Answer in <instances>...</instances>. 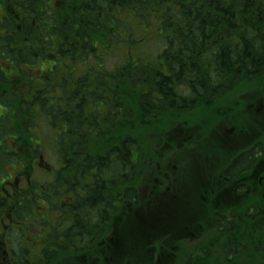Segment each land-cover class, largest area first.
<instances>
[{
    "label": "trees",
    "instance_id": "1",
    "mask_svg": "<svg viewBox=\"0 0 264 264\" xmlns=\"http://www.w3.org/2000/svg\"><path fill=\"white\" fill-rule=\"evenodd\" d=\"M11 3L19 18L12 15L15 36L3 41L5 31L2 33L0 29V59L10 60L18 75L13 76L10 84L9 114L3 122L5 132L17 135V129L20 130L16 139L22 150L35 154L38 149L35 144L31 146L32 141L44 137L39 134L36 139L32 135L33 126L38 123L44 129L46 146L53 151L49 153H53L57 167L62 162L82 180L90 173L92 180H84L80 186H84L85 192L89 182V204L98 210H112L111 202L117 193L123 195L125 205L131 204L132 188H138V202L144 204L139 213L153 220L154 234L161 237L155 247L161 255L155 264H166L164 234L168 230L164 229L168 221L179 224L183 218L191 220L188 231L193 234L202 227L203 254L198 253L201 259L192 260L198 250L188 245L182 248L181 257L173 258L170 264L185 258L190 264H264V206L262 211H255V218L246 217L245 210L236 211L235 221L230 223L224 210L167 208L164 197L152 195L150 189L156 176L168 172L173 165L178 167L182 157L196 154L192 153L195 147L209 139V128L212 132L217 128L218 134L221 131L218 128L231 117L247 123L255 121L236 107L254 103L252 98L260 99L261 105L264 102V0H22L21 3L11 0ZM136 30L148 32V36L158 40L161 51L154 58L138 54L135 48L141 43L138 40H121L127 33L134 38ZM26 41L27 46L23 47ZM51 44V52L46 53ZM119 45L132 50L131 58L134 57L113 71L106 70L98 57H105L107 50L109 54ZM154 45L157 46L156 42ZM91 58L98 59L99 67L88 68L80 75L69 73L72 78L57 68L61 82L44 79L37 87L31 81L30 87H22L26 92L18 91L20 83L29 86L25 79L29 73L23 69L33 63L56 59V64L77 61L86 65ZM1 62L0 90H4L9 87ZM103 74L129 76L139 89L129 86L124 78L122 93L109 95L105 89L93 88L87 82L91 75ZM152 90L156 93H151ZM0 103H6L1 93ZM185 122L186 131H173L178 123ZM53 129L59 131V136H53ZM0 133L4 147L5 133L1 130ZM175 133L182 136L173 138ZM53 142L58 143V148L52 147ZM6 151L1 153L4 157ZM97 172H101L98 181L94 178ZM137 178L139 184L135 183ZM129 229L135 230L132 226ZM245 244L252 247L250 256ZM142 255L143 264L152 263L149 250Z\"/></svg>",
    "mask_w": 264,
    "mask_h": 264
},
{
    "label": "flooded vegetation",
    "instance_id": "2",
    "mask_svg": "<svg viewBox=\"0 0 264 264\" xmlns=\"http://www.w3.org/2000/svg\"><path fill=\"white\" fill-rule=\"evenodd\" d=\"M15 1L21 3L22 0ZM12 6L11 0H0V29L2 33L5 31L3 41L15 36L12 32V15L19 18V14L13 11ZM26 46L27 41L23 44V47ZM3 60L4 58L1 62L0 59V62L6 72V86L9 88L0 90L1 96L6 100L5 104L0 103V130L5 133L4 147L0 140V264H143L145 256L140 254L147 250L153 255V261L149 264H155V260H159L161 255L155 248L159 244L157 239L161 237L154 234L153 220L146 219L139 213L144 204L138 202V188H132L131 204L125 205L123 195L117 193L111 202L112 210H98L89 204V182L85 186V192L84 186H80L81 183L84 184V180L89 179L90 173L82 180L75 177L71 170H67L62 162L58 167L56 162L55 168L46 164L48 152L52 150L46 146L42 126L38 123L33 126L32 135L36 139L39 134H44L43 138L31 142V146L35 144L38 148L34 151L35 154L24 152L19 146L20 142L16 139L20 134L19 129V133L16 131L17 135L15 132H5L3 119L9 114L10 84L18 72L16 69L12 70L11 63L8 62L10 60ZM54 60L56 59L42 61H51L57 68L58 64ZM124 78L129 86L139 89V85L129 76L91 75L87 82L93 88L105 89L109 95H117L125 87ZM38 81H41L40 85L43 83V80ZM150 92L156 93L155 90ZM252 99L254 103L243 100L244 104L249 105L236 108L255 121L251 119L247 123L246 120L242 119L245 121L243 122L238 117H231L226 125L218 128L221 130L218 134L217 128L213 132L209 128L207 134L210 137L202 147H195L192 153L196 154L182 157L178 167L173 165L171 171L161 173L153 179L150 183L151 194L162 195L165 206L171 209L227 211L228 214L224 216L230 223L235 221L233 214L239 210H245L246 217L255 218V211H262L264 206V102L261 105L260 99ZM113 107L114 112L120 115L121 112ZM250 111L253 113L247 114ZM258 119L262 122L258 123ZM237 120H241V123H237ZM178 124L172 128L173 131H186L184 127H188L187 122ZM51 133L54 137L60 134L56 129ZM181 136L182 133L173 138L179 139ZM72 142L76 143V140L72 139ZM52 147L58 148V143L53 142ZM6 149L4 157L1 153ZM258 161L260 162L256 165L255 162ZM99 175L101 172L94 173L97 181ZM135 181L139 184L138 178ZM102 212L105 214L99 219ZM189 222L191 220L188 218L181 219L179 224H173L171 219L168 221L164 229L168 230L164 234L166 264H170L173 258L177 260L181 257L182 248H187L188 245L198 250L197 256H192V260L196 257L201 259L198 253L203 254L205 235H202L201 226L197 233L188 231ZM131 226L135 230H130ZM29 227L31 230L38 228L42 235L47 233L36 256L32 255L29 247L34 238L28 234L31 232ZM174 229L175 233L172 234L171 230ZM245 248L249 255L252 247L245 244ZM176 264L190 263L185 258Z\"/></svg>",
    "mask_w": 264,
    "mask_h": 264
},
{
    "label": "rangeland",
    "instance_id": "3",
    "mask_svg": "<svg viewBox=\"0 0 264 264\" xmlns=\"http://www.w3.org/2000/svg\"><path fill=\"white\" fill-rule=\"evenodd\" d=\"M121 21H122V23H126L125 20L124 21L121 20ZM126 26L129 27L128 24ZM134 26L137 27V25H134ZM147 34H148V32L144 33L143 31L136 30V32H134V35H135L134 38L132 37L131 33H127L126 36L121 37V40L129 41V42L130 41L133 42V40H138L137 42H141L140 44H138L135 47L138 51V54L139 55L146 54L145 56H150V57L154 58L153 56H156V54L159 53L161 51V49L159 48L160 46H159L158 40H156V39L153 40L154 37L148 36ZM140 39H142L143 41H141ZM155 42H156L157 46L154 45ZM151 43H154V44L151 45ZM98 45L99 44H97V46ZM52 48H53V44H51L47 49H45V52L50 53ZM104 54H105V57H98V58L102 59V64H104L103 67L106 70H110V71L117 69V67L124 64L125 61H127L128 59L132 60V58L134 57V56H132V58H131V55L133 54L132 50H130L127 47L121 46V45L116 46L114 51H112L111 53L108 54V50H107V52H105ZM50 62L51 61H39L36 64H34V63L31 64L30 67H28V69H27V71H29V75H25L26 83L29 86L22 85L20 83L19 84L20 88L18 91H21V90L25 91V89L22 87H30L33 84V83H31V81L34 82V84L37 87L41 83V81H38V80H44L47 78H49L53 83L61 82L60 79L57 78L58 77L57 75L59 73V72H56L57 68H60L61 72L68 73V77L72 78L73 76L72 75L70 76L69 73H74V75H80L82 72H85L88 68L99 67V64H98L99 61L97 58L88 59L86 65H81L80 63L75 61L74 62L75 64H73L71 62H69L67 64H62V63L58 64L57 68L55 65H52ZM73 66H76V67L72 68ZM91 83H94V82L91 80ZM12 138H13V136H12ZM53 157H54L53 153H49L47 158H46V161H47V164H50L51 167L55 168L56 161ZM207 210H209V209H207ZM29 229H30V227H29ZM28 234H30L34 237L33 238V244L29 245V247H30L32 255L36 256L38 250L41 249V245H42L41 241L45 239L47 233L42 235V234H40V232L38 231V228H37L36 230H31V232H28ZM36 235H40V236H36Z\"/></svg>",
    "mask_w": 264,
    "mask_h": 264
}]
</instances>
